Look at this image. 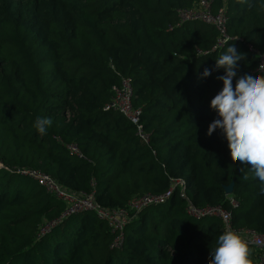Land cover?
I'll return each instance as SVG.
<instances>
[{
    "label": "trees",
    "instance_id": "trees-1",
    "mask_svg": "<svg viewBox=\"0 0 264 264\" xmlns=\"http://www.w3.org/2000/svg\"><path fill=\"white\" fill-rule=\"evenodd\" d=\"M200 1L0 0V264H207L225 229L216 216L188 214V203L221 206L234 228L264 233L259 180L220 130L206 135L217 118L209 102L222 87L215 60L233 44L246 57L239 74L256 71L264 0H209L213 13L226 14L221 46L213 25L179 18ZM205 68L214 70L201 79ZM122 79L132 84L147 141L105 108ZM36 117L52 118L46 135L33 127ZM22 167L93 192L104 208H127L133 196L164 193L177 179L187 197L175 192L129 211L114 245L117 233L93 211L59 220L65 203Z\"/></svg>",
    "mask_w": 264,
    "mask_h": 264
},
{
    "label": "clouds",
    "instance_id": "clouds-1",
    "mask_svg": "<svg viewBox=\"0 0 264 264\" xmlns=\"http://www.w3.org/2000/svg\"><path fill=\"white\" fill-rule=\"evenodd\" d=\"M245 59L244 53L230 44L215 60V69H223L216 77L222 87L209 102L217 118L209 123L206 135L214 130L222 132L233 157L250 165L264 194V65L260 71L239 74L238 62ZM213 70L205 68L200 78H207ZM52 124L51 117H36L33 127L43 136ZM216 245L207 264H251L248 242L239 232L224 231Z\"/></svg>",
    "mask_w": 264,
    "mask_h": 264
},
{
    "label": "built area",
    "instance_id": "built-area-1",
    "mask_svg": "<svg viewBox=\"0 0 264 264\" xmlns=\"http://www.w3.org/2000/svg\"><path fill=\"white\" fill-rule=\"evenodd\" d=\"M178 15L181 21H202L213 25L219 32L220 36L216 40V45L221 46L226 42V14L224 8L217 13L211 11L209 0H201L200 3L189 10H179ZM264 65V54L258 59L256 71H260V66ZM264 74V73H262ZM113 96L106 109H113L123 114L130 123L137 127L140 137L144 141L148 140V135L143 132L140 124V111L132 104V84L129 79H122L120 87L113 88ZM71 153L81 156L78 147L74 144L69 145ZM18 171L26 176L31 177L38 185L44 188L46 192L65 203V208L59 216L62 220L70 215L78 214L85 211H93L100 219L104 220L109 228L117 233L114 245H118L123 229L130 220L129 211L138 214L142 209L149 205H157L167 202L176 192L179 197L186 198V184L183 180H173L167 191L161 194L144 193L142 195L130 198L127 208H104L95 199L94 193L76 192L60 184L55 178L38 169L19 168ZM235 205L234 201H231ZM186 211L190 215L197 217L216 216L226 230L239 232L248 242V245L254 247L257 252L258 264L264 263V233L252 228H234L231 223V211L223 209L221 206H205L196 208L191 203L187 204ZM132 218V217H131Z\"/></svg>",
    "mask_w": 264,
    "mask_h": 264
},
{
    "label": "water",
    "instance_id": "water-1",
    "mask_svg": "<svg viewBox=\"0 0 264 264\" xmlns=\"http://www.w3.org/2000/svg\"><path fill=\"white\" fill-rule=\"evenodd\" d=\"M232 187H233V182L230 183L228 186H225V187H224L225 192H226L227 194L231 193V191H232Z\"/></svg>",
    "mask_w": 264,
    "mask_h": 264
},
{
    "label": "rangeland",
    "instance_id": "rangeland-1",
    "mask_svg": "<svg viewBox=\"0 0 264 264\" xmlns=\"http://www.w3.org/2000/svg\"><path fill=\"white\" fill-rule=\"evenodd\" d=\"M69 158L72 159V160H76V157L71 156V155L69 156Z\"/></svg>",
    "mask_w": 264,
    "mask_h": 264
}]
</instances>
